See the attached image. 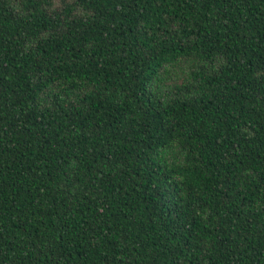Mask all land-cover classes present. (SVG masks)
<instances>
[{"label":"trees","instance_id":"1","mask_svg":"<svg viewBox=\"0 0 264 264\" xmlns=\"http://www.w3.org/2000/svg\"><path fill=\"white\" fill-rule=\"evenodd\" d=\"M0 264H264V0H0Z\"/></svg>","mask_w":264,"mask_h":264},{"label":"rangeland","instance_id":"2","mask_svg":"<svg viewBox=\"0 0 264 264\" xmlns=\"http://www.w3.org/2000/svg\"><path fill=\"white\" fill-rule=\"evenodd\" d=\"M198 65L196 61H183L167 68L164 73L161 87L163 89L170 88L188 82L191 77V70Z\"/></svg>","mask_w":264,"mask_h":264}]
</instances>
